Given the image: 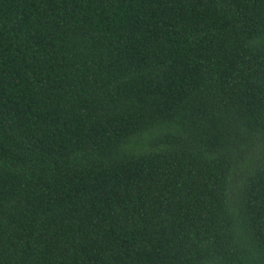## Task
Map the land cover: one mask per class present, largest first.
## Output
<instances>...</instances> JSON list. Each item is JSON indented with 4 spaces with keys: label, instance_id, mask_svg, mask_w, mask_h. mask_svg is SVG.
Segmentation results:
<instances>
[{
    "label": "trees",
    "instance_id": "obj_1",
    "mask_svg": "<svg viewBox=\"0 0 264 264\" xmlns=\"http://www.w3.org/2000/svg\"><path fill=\"white\" fill-rule=\"evenodd\" d=\"M0 264H264V0H0Z\"/></svg>",
    "mask_w": 264,
    "mask_h": 264
}]
</instances>
